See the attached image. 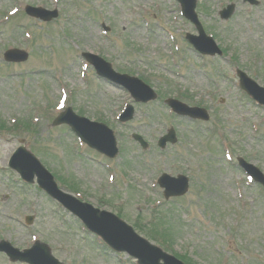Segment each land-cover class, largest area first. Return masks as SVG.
Wrapping results in <instances>:
<instances>
[{
  "label": "rangeland",
  "instance_id": "1",
  "mask_svg": "<svg viewBox=\"0 0 264 264\" xmlns=\"http://www.w3.org/2000/svg\"><path fill=\"white\" fill-rule=\"evenodd\" d=\"M198 1L207 33L227 50L222 58L201 57L190 48L184 38L194 30L179 18L175 0H0V238L19 248L47 243L65 264H137L101 246L79 219L8 168L23 143L64 191L76 196L78 189L84 202L139 225L147 239L145 231L158 233L169 253L191 264H264V189L248 183L236 161L242 157L264 172V108L239 88L236 76L241 69L264 87V0L258 6ZM230 3L237 6L235 15L222 21L219 12ZM26 5L58 9L59 18L51 23L30 18ZM13 9L20 11L11 16ZM171 35L179 51L170 47ZM12 47L30 52L29 61L7 65L3 55ZM83 52L104 56L162 97L135 105L128 94L85 70ZM66 92L67 108L115 131L120 148L115 160L86 145L81 150L69 127L52 126ZM175 95L193 106L201 103L211 121L173 114L165 101ZM127 103L135 105V117L122 124L118 117ZM171 127L178 142L161 151L156 144ZM134 133L149 150L133 140ZM162 173L189 176L187 195L165 201L156 181ZM26 215L35 216L28 228L19 223L24 225ZM151 241L164 248L160 239ZM0 262L11 264L1 256Z\"/></svg>",
  "mask_w": 264,
  "mask_h": 264
},
{
  "label": "water",
  "instance_id": "2",
  "mask_svg": "<svg viewBox=\"0 0 264 264\" xmlns=\"http://www.w3.org/2000/svg\"><path fill=\"white\" fill-rule=\"evenodd\" d=\"M181 1L184 7L187 8L186 12H189L194 16V18H190L198 25L201 33L200 39H193L191 41L204 54L215 55L216 53H220L213 42L205 37L202 28H200L197 22V18L193 14L195 3L193 2L192 4H188L186 0ZM188 2H190V0H188ZM251 2L254 3L253 1ZM234 9V5L230 6L226 11V15H223V18H230L234 12ZM27 12L31 16L41 18L45 21H51L54 18L58 17L57 12L50 13L41 9L37 10L29 8ZM202 40L205 43L206 50L201 46V44H199ZM27 59L28 55L26 53L17 50L8 52L6 54L7 61L25 62ZM93 60L96 64L99 74L109 78L115 84L129 90L138 102H149L156 99V95L153 93V91L149 87L145 86L141 81L129 78L127 76L115 74L112 71L111 67L105 64L102 60ZM240 77L242 87L247 90L253 97H255L261 104H264V97L260 92L261 89H259L250 79H248L245 74L240 73ZM170 105L173 107H183L182 110H184V112L188 109L175 102H170ZM187 112L192 116H195L199 111L197 112V110H190ZM202 113L204 114L203 118L207 119L205 113ZM132 114L133 110L130 109L127 114H125L124 120L131 119ZM64 117V119H60L55 124L68 123L73 127L77 134L90 146L97 148L109 157H114L117 154L113 133L109 131L107 127L92 124L84 119H80L76 117L71 110H69ZM135 138L143 143L141 137L135 136ZM143 145L146 146L144 143ZM11 165L13 169L16 170L23 177V179L28 182H32L34 177L37 176L39 178V184L42 188L47 190V192L51 196H53V198L59 200L67 208L72 210L75 214L79 215L90 229L101 235L115 250L128 252L135 258H138L140 260V264H161V261L164 262V264H179L173 258L164 255L160 250L153 247L147 241L139 238L130 227L126 226L115 216L104 212H98L88 205L82 206L71 196L60 192L56 184L54 183L53 178H51V176L47 174V172L38 163L35 157L25 149H21L16 154ZM164 182L165 183L163 185L168 190L171 188L172 182L182 183V185H177L176 187L182 188L184 191L187 190V183L183 180L170 181L168 178L164 177ZM174 190V188H171L169 190V194H177L176 192H174ZM79 205L85 209L82 210L78 208ZM39 247V244H37L36 250L39 249ZM42 248L43 249H41L38 255L35 256L33 255L35 254V249H33L32 251L20 253L19 251L13 249L12 246L8 243L0 244V251L6 252L13 261L28 262L29 264H60L56 259L52 258L49 250H47L45 247Z\"/></svg>",
  "mask_w": 264,
  "mask_h": 264
}]
</instances>
